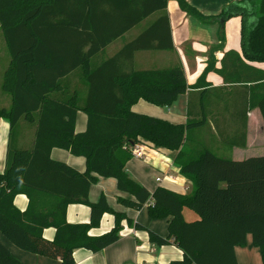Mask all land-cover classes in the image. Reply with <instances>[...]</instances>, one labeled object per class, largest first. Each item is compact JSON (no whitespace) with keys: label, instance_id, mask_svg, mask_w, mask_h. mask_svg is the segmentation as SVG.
Listing matches in <instances>:
<instances>
[{"label":"trees","instance_id":"16d2710c","mask_svg":"<svg viewBox=\"0 0 264 264\" xmlns=\"http://www.w3.org/2000/svg\"><path fill=\"white\" fill-rule=\"evenodd\" d=\"M176 1L184 12L203 24L240 17L244 57L264 63V0L234 1L216 16L203 14L186 0ZM69 3H73L71 7ZM167 3L168 0H0V25L12 59L4 89L13 101L9 110H0V116L10 122V148L5 171L0 173V232L19 249L60 260L61 264H75L76 249L97 252L117 242L123 225L133 221L124 211L114 210L105 195L97 202L89 200L92 186L102 177L114 178L118 190L131 196L118 197L124 208L139 211L148 204L151 218L169 220L166 237L152 231L149 235L153 244L174 243L183 252L181 259L170 264H238L235 248L245 246L248 235L260 248L264 264V155L243 160L219 157L190 138L189 132L203 126L205 120L175 124L132 110L140 100L171 107L189 88H199L205 74L214 67L209 65L193 87L187 84L179 65L125 75L110 72L119 57L131 56L137 50L173 49ZM155 12L163 14L136 40L100 68H89L92 56ZM67 27L79 33L82 28L83 45L91 44L80 60L88 66L89 92L83 104L77 95L66 100L51 97L61 88L60 78L70 71L49 74L46 70L53 64L43 59L53 50L47 43V32L52 29L55 43L60 46L55 57H64ZM161 27L167 31L166 39L159 35ZM217 72L224 74L223 70ZM27 101L34 105L27 107ZM255 106L264 120V94ZM80 111L87 114L84 132L76 131ZM36 117L32 146L18 149V122ZM140 143L164 154L174 153L173 162L180 167V174L191 181V190L183 195L159 187L151 193L135 181L126 171V164L132 158L130 148ZM55 148L85 158L86 171L81 173L52 159ZM20 194L29 198L25 211L14 203ZM74 203L90 208L89 223L67 222L66 209ZM185 209L193 211L198 219L187 221ZM105 214L113 215V227L102 235L91 236L89 232L100 225ZM50 227L56 229L53 240L43 236ZM136 228L143 226L136 224ZM0 264L24 263L0 242Z\"/></svg>","mask_w":264,"mask_h":264},{"label":"crops","instance_id":"0c3cea01","mask_svg":"<svg viewBox=\"0 0 264 264\" xmlns=\"http://www.w3.org/2000/svg\"><path fill=\"white\" fill-rule=\"evenodd\" d=\"M207 16H216L228 4L240 0H186ZM73 4V3H72ZM69 3V6H72ZM79 6V5H78ZM165 12L169 16L172 50H137L131 56L119 57L116 66L110 69L112 75L128 74L131 72L162 70L181 66L185 73L186 82L193 87L201 76L206 73L208 66L213 70L205 74L203 84L199 88H189L171 107H159L140 100L132 110L139 113L166 119L175 124H185L189 119L205 120V124L189 132L192 141L211 149L217 156L232 160H243L255 156L264 150V120L258 106H255L264 94V63L249 61L244 57L241 44L242 20L233 17L224 23L203 24L196 18L184 12L176 0H168ZM163 12H155L140 24L125 32L119 38L112 40L102 51L92 56L89 68H100L108 60L114 58L128 43L136 40L146 31ZM159 35L166 39V29H159ZM80 33L73 27H67L64 33L63 55L55 57L60 52V46L55 43L53 29L47 32V43L53 48L46 57L51 66L49 74L58 75L69 70L60 78L61 88L51 94L52 98L66 100L77 95L80 103L86 100L89 85L87 68L81 63L83 53H88L91 44L83 45L82 28ZM223 35V40L220 37ZM78 38L80 40L78 41ZM165 41V40H164ZM54 43V45H53ZM155 44V41H151ZM234 52L235 55H227ZM75 54V56L73 55ZM241 59V61L238 59ZM8 44L0 25V110L12 107V96L4 89L6 73L11 64ZM74 64H76L74 66ZM89 65V60H88ZM217 70H223L220 74ZM106 72H109L106 69ZM34 103L27 101L26 106ZM37 117L22 119L17 124L16 147L30 148L34 142ZM87 127V114L78 112L76 131L84 132ZM10 148V122L0 116V173L6 168L8 150ZM175 154H164L155 149L148 152L147 161L132 157L126 164V171L139 184L153 193L159 187H165L178 194H187L192 183L180 174V167L174 162L168 164L165 159L173 161ZM54 160L64 162L79 172L87 169L83 157L74 156L70 152L55 148L51 152ZM164 172H170L175 178L158 182ZM105 195L116 211H124L133 222L125 223L117 242L106 248L93 252L84 248L74 251L75 264H170L181 259L183 252L170 243L158 246L150 241L149 231L159 236L168 235V219H153L149 215V205L141 210L124 208L118 197L131 198L127 193L120 192L114 178L99 177L92 186L89 194L91 202H97ZM16 207L25 211L29 206V198L24 194L17 195ZM190 210H184L186 216ZM191 217V215H189ZM198 219L193 217L194 221ZM66 220L70 224H86L90 222V208L85 204H70L66 209ZM114 217L105 214L98 227L89 233L91 236L102 235L113 227ZM136 224L143 226L137 229ZM56 229L50 227L44 230L43 236L53 240ZM0 242L6 245L11 254L24 264H61L60 260L33 254L13 245L0 232ZM238 264H262V252L254 246L252 236L248 235L245 246L235 248Z\"/></svg>","mask_w":264,"mask_h":264},{"label":"built area","instance_id":"2783aa9c","mask_svg":"<svg viewBox=\"0 0 264 264\" xmlns=\"http://www.w3.org/2000/svg\"><path fill=\"white\" fill-rule=\"evenodd\" d=\"M153 149L145 144H136L133 145L130 148V152L132 157L137 158V159H141L144 161H147L148 158V152L152 151ZM168 161V164L172 165L173 161H171L170 159H165ZM169 181L174 183L176 181V178L170 174V172H164L163 177H159L157 178L158 182H163V181Z\"/></svg>","mask_w":264,"mask_h":264},{"label":"rangeland","instance_id":"374dc122","mask_svg":"<svg viewBox=\"0 0 264 264\" xmlns=\"http://www.w3.org/2000/svg\"><path fill=\"white\" fill-rule=\"evenodd\" d=\"M211 150V149H210ZM212 151V150H211ZM213 152V151H212ZM215 152V151H214ZM264 155V150H261L260 152H257L255 153V156H263ZM190 214H187L188 216H186L187 218V221H191L193 220V217L194 218H197V215L193 212V211H190L189 212ZM189 215H191V217H189Z\"/></svg>","mask_w":264,"mask_h":264}]
</instances>
